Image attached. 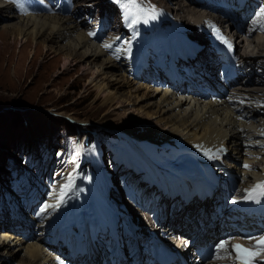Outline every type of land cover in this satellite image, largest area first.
Masks as SVG:
<instances>
[{"label": "bare ground", "instance_id": "6f19581e", "mask_svg": "<svg viewBox=\"0 0 264 264\" xmlns=\"http://www.w3.org/2000/svg\"><path fill=\"white\" fill-rule=\"evenodd\" d=\"M113 2H116V0H113ZM220 3V0H185V4H183L180 0H177L178 7L176 10L183 11V17H185L187 24L193 22L191 27L183 21L175 20L166 11V15L163 18L146 17V19H141L138 7L131 6L136 10L134 19L139 22L131 25L130 29L134 36L140 37L142 31L141 23L143 20L144 22L146 21L144 27L150 29V34L146 36L149 39L148 42L155 45L153 50L145 43L137 45L136 42H133L131 45L132 40L126 34L121 39L122 35L120 32L125 33L122 24V28L119 31L112 33L106 31L102 34V38L100 29L102 25L103 32L109 29L108 23L105 20L104 23L95 19L94 21H89L91 17L87 13V16H83L86 24L83 21H76L78 19L76 2L73 3L69 0H47L46 3H41L38 10L26 12L27 15L24 16L19 14L18 16L22 17H18V22L9 23L1 27V34L6 39L10 37L13 42H20L24 45L33 44L36 51L38 48H45L47 51L52 50L53 47L48 45L49 43L60 44L57 45L60 51L63 48L67 49V55L72 56V60L76 61V64H79L81 68H84L83 70H87L92 74L90 84L94 83L98 76H103V80L106 79L110 82V84H108L109 82L103 83V87L100 86V83H97L99 81L92 84V86L97 87V97L106 91L104 89L105 85L117 84L120 88L123 85L135 86L133 89L136 90V93L138 90L144 89L148 94L142 92L143 94L141 95L134 93V95L130 96L138 99L147 96L146 105L154 106L155 110L159 111L154 116V112L145 111L142 107H130V113L123 120V123L130 122L132 126L127 129L121 128L119 132L124 135V139L120 142L121 144L127 142V140L129 141L128 145H130L129 149L131 152L127 150L126 153L131 161H128V165L116 164L114 169L108 170L107 160L105 163L103 156L98 158L103 172L108 170L111 173L108 174L107 187L103 185L102 176L95 175L92 168L86 163L88 159L83 158L79 171L86 176L90 175L87 181L90 186L95 188L100 199L92 194V190L87 183H80L79 187L81 190H78L74 195H71V192L67 191L66 187L64 194H50L53 186L59 182V180H56L49 191L45 190L47 183L40 181L42 186L39 188L40 185H38L39 189L33 191L34 198H20V202H17L16 198L13 201L14 217L22 224L20 227H27L30 229L29 231H32L31 233L40 235L39 238L35 237L34 240H31L22 250L25 251L27 264L73 263L77 255L73 252L66 257V253H64L63 258L66 257L67 260L64 262L59 255L47 246L44 241L46 238L44 231L51 230L53 235V229L55 228L77 229V227L86 224L89 226L94 224L101 226L106 222L115 220L116 216L113 214V210L108 207H112L111 202L103 194L105 190L110 191V196L113 197L112 199L116 205L122 204L123 207L121 208L130 210V213L133 210L143 224L147 225L149 223L152 226V220L148 217L149 212H147L146 203L144 202L141 207L143 211L139 207H133V205L136 206L137 198H132L131 194L134 192L135 195L143 199L147 192L144 188L143 178H139V171L144 169L146 172H154L160 170V168L176 170L181 168L175 165L177 163L175 161L158 162V158L152 157L155 152L159 154L169 148L176 151L183 150L180 156L175 157L177 159L182 158L180 163L187 164L182 166V169L186 170L185 172L205 175V172H199L197 169L199 167L195 164H200L205 170L209 166L214 169L217 168V171L210 172L206 176L217 180L220 184L229 185L227 190L232 193L231 198L238 197V194L245 193L253 189L261 181H264V34H260V31L264 32V16L259 14L261 7H258V13L253 18L246 19L240 25L235 23L226 24L219 13V9L215 8V5ZM100 4L103 5V14L109 12L106 9L114 11L104 0L101 3L97 0L91 2V4H84L78 8L82 7L80 9L83 10L80 12H93ZM190 5L201 11L193 9ZM261 6L264 8V3ZM65 7L68 8L72 16L64 14ZM0 13H6L8 18L15 16L12 7L1 1ZM68 17H73L75 20ZM93 24H95V26H92L93 30H88L89 34L93 33V35H89L87 34V27L91 28ZM164 24L169 25V30L164 35H160L156 27H163ZM115 27L117 26H112L110 29L114 30ZM175 29L179 30L178 33L174 31ZM106 33L108 35L105 37ZM110 35L112 36L110 37ZM221 36L235 47L241 62L248 67L243 75H239L238 83L233 85L232 88L225 86L224 92H221L218 96L210 95L205 98L195 94L187 86L179 87L177 90H170L161 84L160 81L150 82L151 72H147L148 69H155L158 65L168 67L169 64L183 62L185 61L184 57L189 54L190 57L187 61L190 64L196 63L197 68L205 67L213 75L215 71L214 60L217 58L216 46L225 43L220 38ZM152 39L159 41L154 43L151 42ZM249 43L254 45L251 50L248 49ZM105 45H111V47H105ZM239 46L242 47L241 53L238 52ZM36 51H34V56ZM20 52L21 49L19 50ZM102 55L101 65L97 66L96 63ZM67 64H70L68 58L65 59L63 66ZM100 66L101 70L99 69ZM128 67L132 68L134 75H132ZM255 67L258 68L255 70ZM65 69H67V66ZM121 69L126 71L125 73L128 76L125 73L121 75L116 73V70ZM255 73L262 74L255 76ZM252 82L253 84L249 85ZM105 97L108 104L114 101L111 95H106ZM124 102L119 99L117 105ZM159 113L163 116H159ZM138 143L148 145L151 150L146 147L145 152V146L141 147L142 144L138 145ZM121 144L119 147L122 146ZM230 148L231 152L228 153L227 151H230ZM188 150L191 154H197L195 160L192 158L193 155L189 157V154L185 153ZM83 151L88 153L84 148ZM206 152L208 153L207 155L205 154ZM183 153L185 154L182 155ZM209 156H214V158L210 159ZM241 156H244L243 165L239 166L241 164ZM136 161L140 162L139 166ZM190 162H194L193 166L188 164ZM245 165L249 167H245ZM56 168L59 169L58 166ZM121 173H125V176H119ZM109 180L116 182L117 188H113ZM40 191L46 194L42 207L53 205V207L45 208V210H50L47 215L40 211L41 203L39 204L40 199L37 196ZM48 198L50 199L47 200ZM61 199L63 200L62 203L60 202ZM29 203H31L33 208H36L34 212H30L32 214L25 210L26 206L24 204ZM1 208L3 213L0 214V217H3L4 212L6 214L7 206L1 205ZM118 216L120 218L124 217L120 214ZM5 225L11 226L10 224ZM29 231L25 229V234L28 232V235ZM4 232H8L7 229L3 231L2 235ZM3 236H5V239L0 243V250L4 246H9V243L5 241L7 237L11 239L10 235ZM53 238L55 240L57 236L53 235ZM262 238H264V234L261 233L251 237L233 236L231 240L226 241L224 247L219 248L220 252H218V255L203 260L199 264H244L242 259L237 258L238 255H243L242 250L234 249L233 245H240L243 249L258 252L259 254L253 258V264H264V251L257 247L258 242ZM11 241L13 240L11 239ZM17 241L16 239V247L21 248L25 241Z\"/></svg>", "mask_w": 264, "mask_h": 264}, {"label": "rangeland", "instance_id": "374dc122", "mask_svg": "<svg viewBox=\"0 0 264 264\" xmlns=\"http://www.w3.org/2000/svg\"><path fill=\"white\" fill-rule=\"evenodd\" d=\"M0 1L10 5L15 14L13 18H8L6 13H0L1 29V27L6 24L18 22V17L27 15L26 12H31V10L35 9L38 10L41 3H46L47 0ZM69 1L73 3L76 2V9L78 10H76L78 15L76 21H83L85 23L83 16H87L88 14L91 17L89 21H94L95 19L96 21H102L104 23L105 20V22L108 23L109 29L103 32V25L100 29L102 38V34L106 31L111 33L119 31L123 25L125 33L120 32L122 35L121 39L124 38V34H126L130 36L132 40L131 45L133 42H136L137 45L145 43L151 50L155 48L154 44L148 42L149 39H147L146 35L150 34V29L144 27V20L141 23V36L137 37L133 35L129 26V21L134 19L136 10L131 6L126 9L123 0L121 3H118L117 0L116 2H113V0H104L114 9V11L106 9L109 10L106 14H103V5L101 4L93 12H80L83 9H80L82 7L78 8L79 6L91 4V2L97 0ZM98 1L101 3L103 0ZM180 1L185 4V0ZM175 2L176 4H174ZM262 3H264V0H258L257 6L263 8L261 6ZM169 6H171V8H169ZM190 6L196 9L195 6ZM137 7L141 14V19H146V17L163 18L166 12H169L170 16L175 18V20L183 21L187 24L185 17H183V11L176 10L178 7L177 0H140L139 6ZM65 9L64 14L72 16L68 8L65 7ZM157 10L158 12H156ZM78 12L80 13L78 14ZM19 14H22V16H18ZM79 17L81 18L79 19ZM68 18L75 20L73 17ZM187 25L191 27L193 22ZM92 26H95V24L91 25V28L87 27V34H89L88 30H93ZM112 26L117 27L113 30L110 29ZM156 30L159 31L160 35H164L168 32L169 25L164 24L163 27L157 26ZM174 31L178 33L179 30L175 29ZM260 34L263 35L264 32L260 31ZM89 35H93V33ZM107 35L108 33L105 34V37ZM111 36L112 35H110V37ZM156 41L158 42L159 40H151V42L154 43H156ZM224 44L230 45L231 43L227 41V43ZM48 45H52L53 49L47 51L45 48H38L36 51L33 44L24 45L20 42H13L10 37L6 39L0 31V214L3 213L1 205L7 206L6 214L4 212L3 217H0V243L5 239L3 235H10L13 240L11 241L9 237L5 240L6 243H9V246L1 248L0 264H27V258L24 254L25 251L22 250L31 240H34L35 237L39 238L40 236L38 233H31L32 231H29L30 229L27 227L24 228L29 231V234L27 235V232L23 234L24 236L22 235L20 231V225L22 224L14 217L15 211L13 210V201H15L16 198L17 202H20V198H34L33 191H37V189L42 186L40 181L47 183L45 190L49 191L51 185H53L56 180H59L58 184L53 186L50 194H64L65 185L71 182V189H67V191H70L71 195L76 194L78 190H81L79 187L80 183L84 184L90 178V175L86 176L79 171L82 160L86 158L85 155H87L83 151V148L86 149L90 157L95 160V163H91L89 160L86 163L92 168L95 175L102 176L103 185L106 186L108 184V174H111L108 170L114 169V165L116 164L128 165V161H131L126 153L127 150L130 151V145H128L129 141L127 140L128 143L124 142L121 144L120 142L124 139V135L119 132L121 128L127 129L132 126L130 122L123 123V120L128 113H130V107H142L145 111L154 112V116L159 112L155 110L154 106L146 105L148 101L147 96H144L142 99L130 96L134 95V93L141 95L143 94L142 92L148 94L144 89L138 90L136 93V90L133 89L135 86L123 85L120 88L117 84L105 85L104 89L106 91L97 97V87L92 86V84L99 81L97 83H100V86L103 87V83L109 81L106 79L103 80V76H98L96 81L90 84L92 74L87 70H83L84 68H81L79 64H76L77 62L72 60V56L70 57L67 55V49L63 48L62 51L58 50L57 45L60 44L49 43ZM253 46V44H250L248 49L251 50ZM20 49L21 52L19 53ZM238 50V52L241 53L242 47L239 46ZM34 51H36L35 56ZM66 58H68L70 62L69 65H66L67 69H65L66 66H63ZM101 58L103 59V55L98 59L96 63L97 66L101 65ZM257 68L258 67H255V70ZM99 69H102L101 66ZM125 72L126 71L123 69L116 70V73L120 75ZM255 74V76H259L262 73ZM108 84H110V82ZM252 84L253 82L249 83V85ZM109 91L110 93H108ZM106 95H111L114 99L111 104L106 102ZM119 99H122L123 102L125 100V102L117 105ZM124 106L125 108H123ZM159 116L163 115L159 113ZM133 126L137 127L135 125ZM120 144L122 145L121 147H119ZM141 144L142 143H138V145ZM142 146H145V152L146 147L151 150L148 145L142 144L141 147ZM165 150V152L159 154L155 152L152 157L158 158V162L161 163L175 161L177 162L175 165L181 167L180 171L184 170L182 166L187 164L180 163L182 162V158H178V160L177 157H175L180 156L183 150L176 151L171 148ZM189 152L188 150V152L185 153H187V155L189 154V157L193 155L192 158L195 160L197 154L194 155ZM227 152L230 153L231 148L230 151L228 150ZM100 156H103V161H105V163L107 160V172H103L98 162ZM243 157L241 156V164L239 166L243 165ZM139 163L140 162L136 161L138 166ZM188 164H192L191 166H193L194 162ZM195 165H198L199 168L197 169L200 172L210 173L217 171V168L214 169L210 166L205 170L200 164ZM56 166H58L59 169H57ZM119 176L124 177L125 173H121ZM109 182H111L113 188H117L116 182L113 180H109ZM38 185H40L39 188ZM92 194L99 198L97 193L92 192ZM45 195L46 194H43L42 191L37 195L38 199H40L39 204L41 203L40 208H42V204L46 199ZM49 199L50 198L47 200ZM121 203H123V201H121ZM24 205L28 213L36 210V208L32 207L31 203ZM120 206H122V204L119 203L118 207ZM135 207L137 208V206ZM49 212L50 210L43 211L44 215L49 214ZM5 224H10L11 226L8 227ZM5 229L13 234L4 232L2 235ZM16 239L19 242L24 240L25 244L23 243L21 248L18 246L17 248L15 245Z\"/></svg>", "mask_w": 264, "mask_h": 264}, {"label": "snow or ice", "instance_id": "6c2138e0", "mask_svg": "<svg viewBox=\"0 0 264 264\" xmlns=\"http://www.w3.org/2000/svg\"><path fill=\"white\" fill-rule=\"evenodd\" d=\"M118 3H121L122 0H117ZM139 2L140 0H123L124 3V7L127 9L129 8V6H139ZM261 16H264V8L260 9V13ZM139 21L137 19H131L129 21V26L138 23ZM146 22V21H145ZM222 40H224L225 43H227V40L224 37H220ZM105 47H111V45H105ZM206 155L208 154L207 152L205 153ZM209 158H214V156H209ZM245 167H249L248 165H245ZM65 187L67 189H71V182H69L67 185H65ZM259 191H256V190ZM253 192H256L255 195H249L248 197H245L246 199H253L256 200L258 199V197L260 196H264V181H261L259 184L255 185L254 188L251 190ZM61 203L63 202V200L61 199L60 201ZM48 207H53V205H45L44 207H42L40 209L41 212H43L45 210V208ZM226 245V242L222 241L219 245H217L218 248L220 247H224ZM257 247L260 248L261 251H264V238H262L258 244ZM234 249H241L243 252V255H238V259H242L244 261V264H253V258L258 255V252H252L249 249H243L242 246L240 245H233Z\"/></svg>", "mask_w": 264, "mask_h": 264}]
</instances>
